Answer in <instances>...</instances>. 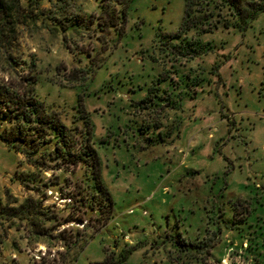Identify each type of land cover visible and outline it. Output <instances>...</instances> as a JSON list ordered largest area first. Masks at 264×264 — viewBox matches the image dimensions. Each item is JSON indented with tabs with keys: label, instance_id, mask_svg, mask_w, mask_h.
Wrapping results in <instances>:
<instances>
[{
	"label": "rangeland",
	"instance_id": "rangeland-1",
	"mask_svg": "<svg viewBox=\"0 0 264 264\" xmlns=\"http://www.w3.org/2000/svg\"><path fill=\"white\" fill-rule=\"evenodd\" d=\"M3 2L15 31L0 33V88H34L78 159L41 149L36 167L0 138V210L33 205L0 211V264H264V11L167 41L185 0H132L125 19L117 0ZM184 39L194 52L172 47Z\"/></svg>",
	"mask_w": 264,
	"mask_h": 264
},
{
	"label": "trees",
	"instance_id": "trees-1",
	"mask_svg": "<svg viewBox=\"0 0 264 264\" xmlns=\"http://www.w3.org/2000/svg\"><path fill=\"white\" fill-rule=\"evenodd\" d=\"M119 4H122L121 17L125 19L127 17V10L132 0H117ZM1 9L5 11L0 13V33L3 30L9 29L15 31V20L10 16V9L5 6L3 0H0ZM249 3V2H247ZM251 7L248 12H244L242 8V0H185V13L184 18L180 26V31L177 34H168L169 38L179 36L181 34H187L191 30H195L200 34H205L213 31L214 29L223 26L228 28L230 26L243 29L246 25H249L251 21L261 12L264 11V5L259 3H250ZM4 7V8H3ZM7 7V9L5 8ZM237 20V21H232ZM184 39L181 45L172 44V47L181 54L187 52H194L196 50L195 45L198 43ZM166 79H159L160 84L165 82ZM156 91L152 87L147 91L146 97L148 99L143 100L141 103H145L144 106L148 107L149 103L156 104V99L160 98L157 95L159 86L155 87ZM32 90V89H31ZM32 90L31 96L18 95L11 91L9 88H0V107L6 105L5 111L0 113V138L8 142L9 146L15 148L17 151L27 155L30 163L36 167H42L41 161L34 157L41 149L44 150V154L50 159L63 156L65 160L70 157L69 162L76 163L77 155L73 152V148L70 140L71 128L58 120L54 112H49L43 102L37 99L36 94ZM166 99L168 103H173L170 96L161 97ZM146 103H148L146 105ZM171 103V104H172ZM7 121H13L15 124L11 127L4 126L2 129L1 123ZM37 132L39 136L33 137V134ZM42 137V138H41ZM55 144L53 150H48L49 144ZM27 144L30 146L27 147ZM45 149H44V148ZM80 158H83L80 155ZM85 159V158H84ZM95 175L96 188L103 194H105L112 202V196L102 180V173L99 171ZM21 181L28 182L30 180L39 185V181L42 178L35 172H28L26 175L20 176ZM40 179V180H39ZM32 199L28 198L24 203L16 207L6 206L1 209V213H7L12 215L29 216L32 211ZM35 207V206H34ZM33 207V208H34ZM4 211V212H2ZM40 233V232H39ZM127 256L120 253L118 256L107 255L103 261L91 262L90 264H124Z\"/></svg>",
	"mask_w": 264,
	"mask_h": 264
}]
</instances>
